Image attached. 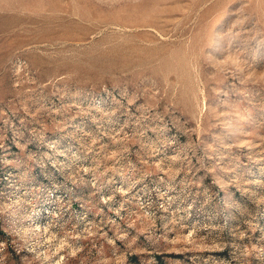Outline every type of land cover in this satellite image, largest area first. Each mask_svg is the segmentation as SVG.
I'll return each mask as SVG.
<instances>
[{"label":"rangeland","instance_id":"1","mask_svg":"<svg viewBox=\"0 0 264 264\" xmlns=\"http://www.w3.org/2000/svg\"><path fill=\"white\" fill-rule=\"evenodd\" d=\"M0 264H264V0H0Z\"/></svg>","mask_w":264,"mask_h":264},{"label":"bare ground","instance_id":"2","mask_svg":"<svg viewBox=\"0 0 264 264\" xmlns=\"http://www.w3.org/2000/svg\"><path fill=\"white\" fill-rule=\"evenodd\" d=\"M34 226H35V228L33 227L34 230H37V229H40V226H41V225H40L38 222H35V223H34ZM43 229L46 231V225H45V226L43 225ZM37 233H38V232H37Z\"/></svg>","mask_w":264,"mask_h":264}]
</instances>
